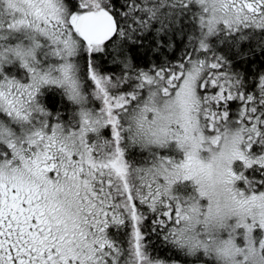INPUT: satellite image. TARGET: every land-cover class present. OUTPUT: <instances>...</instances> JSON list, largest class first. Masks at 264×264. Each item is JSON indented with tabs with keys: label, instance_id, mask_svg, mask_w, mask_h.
<instances>
[{
	"label": "snow or ice",
	"instance_id": "obj_1",
	"mask_svg": "<svg viewBox=\"0 0 264 264\" xmlns=\"http://www.w3.org/2000/svg\"><path fill=\"white\" fill-rule=\"evenodd\" d=\"M0 264H264V0H0Z\"/></svg>",
	"mask_w": 264,
	"mask_h": 264
}]
</instances>
